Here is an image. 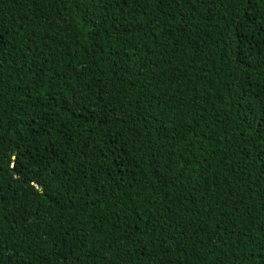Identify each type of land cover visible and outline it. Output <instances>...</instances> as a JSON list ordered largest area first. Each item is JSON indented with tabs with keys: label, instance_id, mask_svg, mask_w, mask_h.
Masks as SVG:
<instances>
[{
	"label": "trees",
	"instance_id": "obj_1",
	"mask_svg": "<svg viewBox=\"0 0 264 264\" xmlns=\"http://www.w3.org/2000/svg\"><path fill=\"white\" fill-rule=\"evenodd\" d=\"M0 264H264V0H0Z\"/></svg>",
	"mask_w": 264,
	"mask_h": 264
}]
</instances>
